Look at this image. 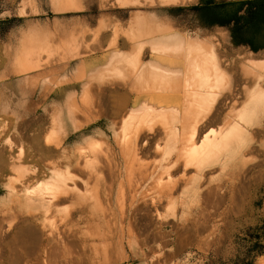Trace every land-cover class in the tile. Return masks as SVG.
<instances>
[{"label":"rangeland","instance_id":"374dc122","mask_svg":"<svg viewBox=\"0 0 264 264\" xmlns=\"http://www.w3.org/2000/svg\"><path fill=\"white\" fill-rule=\"evenodd\" d=\"M64 1L65 0H0V149L4 151L2 158L4 160L6 159L7 163H9L8 166L5 167L0 165V218L2 217V225L0 226L2 227V229L0 228V237L2 241L0 238V244L2 243L5 245L7 249L4 253L2 250L0 251V264H56L55 262L59 264L66 259L67 262L65 261L66 263L64 264H264V178H260L264 173V144L260 145V141H264V134L259 138L254 136L253 143L248 145L247 136L249 133H247L246 129V132L243 131L245 141L242 140L240 143H234L225 148V150H221L222 152L219 151L220 154H217L214 159V164L208 167L202 166L198 168L193 165L195 168L193 166H188L189 168L187 169L186 166L179 163L171 170H168L170 174L171 171L173 172L170 176L168 171L164 169L163 164L150 176V178L139 185L140 189L137 184L143 181V176L145 175L140 173H143L149 168V172L153 169V166L156 164V162H154L155 164L150 163L153 158L154 161L160 159L157 160L159 163L165 157L166 151L164 148L167 145L166 138L163 139L161 137L162 139H157L155 146L149 152H145L146 155L149 154L150 156H146L141 152L138 153L139 155L137 154V161L135 164V168L137 169L133 171V176H131L133 181L127 178L125 160L117 146L119 132L121 131L120 117L125 114L126 111L138 110L145 104L164 105L171 109L173 108L172 110L178 108L179 105L184 108L186 104L184 103L186 100L184 101L181 95H168V97L162 100L151 95L141 96L134 94L130 92L126 86L120 87L125 81L127 86L132 87L131 81L134 79H132V77L130 78V76L134 73V70L133 66L128 65V60L132 59V57H137V59L135 58L137 63L142 64L139 68L140 71L143 65L151 63L155 58L152 42H159L157 39H128V37L133 34L134 27L137 29L140 24L170 27L171 29L173 28L172 31L175 33L171 38L173 39V43H175L176 40L183 39L180 43L182 45L178 44L182 47L184 45L185 48L183 51H185L187 47L186 44L191 42V44H194V47L196 44H199L195 47L196 51L202 50L213 58H217L220 54V64L223 69H225L224 67L226 66L228 67L225 72L228 73L231 81L227 87L223 88L216 105V109L218 111L221 109L222 112L219 122L213 124L206 123V126L203 125V127L206 128L203 133H209V130L211 131L210 128H212V130L214 128L217 132H219L218 130H220V128L225 129L226 127L227 129L229 122H240V118V123L244 127L252 123L248 126L251 131L255 132L260 129L259 119L262 114L261 107L253 106L249 103L250 99H248L249 92L255 88V85H258V81L260 80H254L253 72L245 74L243 66L244 64L246 66L244 60L246 56H253L261 61L264 60V49L255 51L246 45L236 47L229 42L226 28L213 27L211 29H206L199 26V23L201 24L206 20L207 14L204 12L196 14L191 11L190 8L198 5L200 0H183L181 2L175 0L173 2L170 1L171 4H168L170 2L161 4L156 1L154 3L150 0V3L145 2L146 0H141L142 2H139V4L138 1L137 3L132 2L134 5H132L131 2L121 4L117 0H77L79 4L81 3L80 5H82V7L79 8L71 3H69V6L67 5L68 1H65L67 3ZM177 1L179 3L175 4ZM177 8L182 10H177ZM115 31H119V37L117 36L116 39H112ZM128 33H130V35H128ZM113 40H115L116 44H113ZM260 53H263V56H259ZM175 58L179 57L176 56ZM175 58L174 60H176ZM23 59H27V67H29V70L20 72L21 62L24 63ZM123 62L126 63V66H123L125 65ZM176 63L183 67L182 73H179L177 76L175 72L170 73L167 71L148 69L149 72L146 71L148 73V78L146 77V79L143 80L146 83L153 81L152 83L156 85L162 80L172 81L183 79L184 73L186 72L185 61L184 59L182 61L180 58V61L177 59ZM130 69L133 71L131 72ZM118 70L121 72L120 75ZM123 70H126L125 73H123ZM255 71V73H259L258 69H255ZM116 72L118 75H116ZM146 72L145 74H147ZM126 74H129V76ZM112 75L119 77L117 79ZM121 75H123L122 77L128 78H123V80H125L123 81L122 77H120ZM145 76L146 75H144V78ZM102 78L103 80L101 81ZM129 78L130 81H128ZM111 79H113L114 84H110L112 81ZM253 80L255 82L252 85ZM120 81L122 83H120ZM262 82H264V76ZM94 86L100 87V90L103 88L102 92L108 93H102L97 87L95 89ZM89 89L92 90V92ZM114 89H122V91L126 89L125 91H128V100L124 107L125 109H122L119 116L116 117L112 115V104L109 102L110 99H108L111 90ZM86 91H88L89 95L85 101H82L83 94H87ZM93 91H98V93L96 92L95 94ZM92 93L94 96H97L94 97ZM89 97L95 101L93 104H90L92 103L90 100L89 106L93 107L97 105L99 110H97V106H94L97 108V113H94V107L93 111H90L92 109L88 107ZM98 98H100V101H97ZM235 100H237V102ZM82 102L83 104L85 103V105H83ZM96 102L101 105L103 108L102 111H100L101 107L96 104ZM86 105L90 113L93 112L92 114H97L95 115L97 116L96 118H93L94 115L87 111ZM78 108H80L79 110L81 112L78 111ZM249 109L255 111V116L249 117L248 114H245ZM228 110L229 112L231 110L232 115L228 113ZM234 110L235 113L237 112L236 114L233 112ZM82 112L84 116L87 114L91 120H87V116L85 117L86 119L84 116H80L79 114ZM238 112H240L241 115L238 116ZM75 113H78L79 117ZM98 113L102 114H99V116ZM242 114L244 115L242 116ZM128 116L129 114L126 115L124 119L126 120ZM228 116L234 121L232 122L230 120L228 122ZM262 120L264 121V117ZM54 123L57 125L56 131L53 130L51 134H53L54 137L58 135V138H55L50 145H46V137L49 135V131H51L50 128ZM176 123H179L178 115ZM224 124L228 125L225 126ZM213 131L211 132L213 133ZM162 141H164V148H162ZM197 142H199V140ZM94 143H98V147L101 146L99 147L98 154L100 150L102 152L104 150L106 151L107 147V153L105 151L103 152L106 153L107 156L105 154V156L100 154L101 156L99 157L97 152H95L90 155L91 160H93L92 163H96L95 159L97 157L101 159L103 155V157H107L106 159L111 160V162L113 160L116 166L118 165L117 169L122 171L121 176L115 182L113 181L111 183L110 180L112 181L113 179H107L109 176L106 171H104L101 176L102 179H98L101 182L98 181V183L96 180L94 181L98 184L94 181L93 183L89 182L91 186L94 183L100 186L98 187L94 184L97 188L96 190L99 188L98 191H100V196H98L97 199H100L99 202L102 200L101 203L98 204V201L96 202L97 199H95L98 191H96V193L91 192L92 190H89L90 187H87L88 191H90L89 193H93L88 194V191L84 189L85 187L82 189V184L78 183L80 185L77 184L78 188L80 187V189H82V193L86 191V196L89 198L91 197V199H89L84 196L80 202L84 203L82 205L86 206L84 212L71 209V211L69 210L65 215L64 208L68 206L67 202L64 204L60 203L58 206L59 210H53L46 214V212H44L45 204L41 205L40 199L36 198V193L43 187V176H47L46 182L49 184H53L55 181L59 180L57 179L58 172L64 173L66 176L70 173L69 176L71 174V176H73L76 172H74V168L68 167V164L71 163L74 153L81 148L88 150L90 149L89 146ZM158 143L159 146L157 149L156 146ZM58 144L59 146H57ZM176 145L178 146V142H176ZM43 148L48 149L50 152L44 159H42L40 153ZM250 149L256 150L251 151ZM2 151H0L1 154ZM20 151L23 152V154ZM178 151L177 148L173 154L174 156H172L175 157ZM108 152L111 153L109 154ZM159 153L162 154L159 155ZM245 153H247V156ZM108 156H110L111 159ZM137 157L143 160L145 159L144 162L149 161L148 163L152 166H149V168L144 166L143 168L142 165H146L147 163L145 162L146 164H143L144 162H142V165L139 164L142 166V169L141 167H136L139 166L137 164L138 161L140 162V159ZM245 157L248 158L246 159ZM260 157L262 159H260ZM105 158H103V161L100 160L101 164L107 161ZM51 164L53 165L52 167L50 166ZM96 164L99 166L101 165L99 163ZM12 165H19L23 167L25 171H18L15 168L11 169L13 168ZM180 165L182 167H180ZM57 166H59V168ZM65 167H67L69 171ZM41 171L43 175H41ZM162 172H166V178L165 175L162 176L164 174ZM137 173L143 177L141 178L142 180L140 179V182L138 177L139 174ZM182 173L185 179L183 177L180 178ZM167 174L172 178L173 176L176 178H173V180H180L178 181L179 183H176L177 186L179 184L178 187L174 184L177 181L174 180V182L170 177V179H168ZM190 174L192 176L197 175V177L192 181V176ZM160 175L162 182H159V184L157 182L158 180L160 181V179H158ZM104 176L107 177L104 178ZM210 176L215 177V180L210 185L213 188V193H217L216 196H214V193L213 200L207 203L204 196L208 188L207 179ZM256 178H258L259 182L255 181L257 180ZM182 179L184 181H182ZM167 181L169 184L173 181L171 184H174L175 187L171 185L174 188H171L172 192L170 193L169 190L166 196L165 193L168 191L166 188L169 187ZM67 182L70 187L74 185V181L70 182L67 180ZM118 182L123 183V189H119L121 184L119 185ZM130 182H134L132 184H134L135 187L132 188ZM105 183L109 186H106ZM150 183L153 184L152 186L154 187H156L154 183L159 185V188L156 187L158 188L157 192ZM250 183L253 184L251 185ZM241 185L246 187L244 188ZM136 186L139 189L135 201L136 210L134 209L133 213H130L129 211L127 212L126 207H128L131 201L132 192L136 191ZM130 187L135 190L131 191ZM109 188L112 191H110ZM148 188L149 191H147ZM116 189L117 191L119 190L117 193ZM121 190H126L123 191L126 192V194L122 193V195ZM144 191H147V194H144ZM148 192L154 194L152 195L149 193L148 195ZM118 193L121 195L120 197L119 195L117 196ZM162 193L163 196L161 195ZM142 195L148 196H145V198ZM158 195H161L160 197L163 199L160 198V200L164 202L158 201ZM172 195L176 196H173V198L171 197ZM201 196L205 200H203ZM121 197L127 198V200L123 199L126 203L122 202L126 204V206L123 204V208L126 209L125 214H120L122 212H119L122 208H120V204H122V200H120L122 199ZM139 198H141L142 201H144L145 198V201L148 203V205H146L144 201L147 207L144 206V202ZM115 199L119 200L120 203L117 201L115 202ZM80 203L79 206H81ZM115 203L119 205V209L117 208L118 205ZM179 203L182 204V207ZM151 206L154 207L151 208ZM155 207L157 211L154 209ZM205 208L209 212L205 211ZM105 209L106 217L109 219H107L109 222H106V217H103L105 214L102 211ZM158 209L162 212L160 213ZM169 209H171V212ZM215 209H217V211H215ZM198 210L201 211L199 212ZM135 211L143 215L134 217L138 215ZM155 211L157 214H155ZM131 217H134L133 222H131ZM111 218L113 220H111ZM121 219L123 220V224H121ZM104 222L110 225H108L109 229L105 226ZM113 222L116 223L113 224ZM119 223L123 226L122 228L119 226ZM115 225L116 227H114ZM97 227H99V229ZM26 228L27 231L25 230ZM130 228H132L133 234L129 233ZM63 230H65V232ZM98 230H101V233ZM103 232L107 234L104 235ZM16 234L18 235L16 236ZM57 235L63 236L68 246H63L61 243L56 245L54 241ZM25 236L27 237L25 238ZM50 237L55 238L52 239ZM123 239L124 248L120 250L118 249L119 245L117 242L123 241ZM15 240L19 242H15ZM20 240L25 241L26 246L24 248ZM49 241L52 242V244ZM54 246L57 247L53 248ZM53 250L55 255H53ZM9 252L12 259L14 258L16 261L12 262L7 258ZM49 258H52V260L55 259L53 261L50 259L49 262ZM56 259L59 260L57 261ZM60 264H63V262Z\"/></svg>","mask_w":264,"mask_h":264},{"label":"bare ground","instance_id":"6f19581e","mask_svg":"<svg viewBox=\"0 0 264 264\" xmlns=\"http://www.w3.org/2000/svg\"><path fill=\"white\" fill-rule=\"evenodd\" d=\"M66 1V0H65ZM64 1V2H65ZM68 1V4L67 5H69V3H71V4H75L76 5V7L77 8H79V7H82V5H80L79 4V2L77 1V0H67ZM107 1V0H106ZM109 1V0H108ZM119 3H130L131 2V4L132 5H134L132 2H136L137 3V1H138V4H139V2H142L141 0H117ZM155 1L158 3H161V4H166V3H168V2H170V1H175V0H151V2H154L155 3ZM180 2L181 1H183V0H179ZM145 2H150V0L149 1H145ZM150 2V3H151ZM65 3H67V2H65ZM112 3V2H111ZM175 3V2H174ZM173 3V4H174ZM179 2L177 1L175 4H178ZM185 3V2H184ZM141 4V3H140ZM168 4H171V2L170 3H168ZM167 4V5H168ZM70 6V5H69ZM72 6V5H71ZM64 8H66V7H64ZM72 8V7H71ZM73 8H75V7H73ZM135 13V12H134ZM134 16H135V14H134ZM141 17H142V15H141ZM132 20V19H131ZM144 20V19H143ZM145 22V21H144ZM148 22V21H147ZM142 23V22H141ZM151 24V23H150ZM133 25V24H132ZM173 27V26H172ZM136 27H134V32H133V34H131L130 35V33H128V35H130V37H128V39H136V38H143V39H171L174 35H175V33H174V31H172L173 30V28L171 29L170 27H162V26H155V25H149V24H140V26H138L137 27V29H135ZM118 29V28H117ZM131 29V28H130ZM176 30V29H175ZM96 31V30H95ZM132 31V30H131ZM118 33H119V31H115V34H114V37L112 38V39H116L117 38V36H118ZM96 35H97V33H96ZM53 36V35H52ZM98 36V35H97ZM99 37V36H98ZM97 37V38H98ZM108 37V36H107ZM119 37V36H118ZM126 37V38H127ZM96 38V39H97ZM80 39V38H79ZM110 39V38H109ZM176 39H177V37H176ZM194 40V39H193ZM137 41V40H136ZM201 41V40H200ZM32 42V41H31ZM185 42V41H184ZM188 43V42H187ZM196 43V42H195ZM203 43H205V42H203ZM113 44H116V42H115V40H113ZM152 48H153V50H154V53H155V58L153 59V61L151 62V63H149V64H145V65H143V68H141L140 69V71H139V68L142 66V64L141 63H137V61H136V59H137V57H132V59H130V60H128L129 62H128V65L129 66H133V70H134V73L130 76V78L132 77V79H134L133 81H131V84H132V87H129V86H127L126 85V81L125 80H123V78H128V77H122L123 75H125V74H123V75H121L120 77H122V80L123 81H125V82H123V84H121L120 85V87H125L126 86V88H128V90L130 91V92H132V93H134V94H137V95H141V96H143V95H151V96H153V97H157V98H160V99H164L165 97H168V95H171V96H174V95H181L182 96V98H184V101L186 100V102H184V103H186L185 104V106H184V108H182L180 105H179V107L178 108H174V110H172L171 108H169V107H166V106H162V105H143L142 107H140L138 110H136V109H134L133 111H126V113L125 114H123L121 117H120V123H121V127H120V132H119V138H118V140H117V146L119 147V149H120V151H121V155H122V157H123V159L125 160V170H126V172H127V178L129 179V180H131V181H133V179H131V176H133L132 175V173H133V171L135 170V169H137V168H135V164H136V156H137V154L139 153V152H141V153H144L145 154V152H149L154 146H155V143H156V140L157 139H164V138H166V147L164 148L163 146H164V141H162L163 142V144H162V148H164V150L166 151V155H165V157L158 163V161L157 160H160V159H157L156 161H154V158H153V160H152V162H150V163H154V162H156V164H155V166H153V169L149 172V166H150V164L148 163L149 161H145L144 162V160L143 159H140V157H141V155H140V157H137L138 159H140V162L138 161V165L139 164H141L142 162H144L143 164H146V165H142L143 166V168H144V166L145 167H147V168H149L148 170H143L144 172L142 173H140V174H145L143 177H141V175L139 174V173H137V174H139V182H140V179L141 178H143V181H141V183H139V184H137V186H138V188H139V185L140 184H143L148 178H150V176L161 166V165H163L164 164V169H166V171H168V170H171L174 166H177L179 163H182L181 165H184V166H186L187 167V169L189 168L188 166H197L198 168L199 167H202V166H210V165H213L214 164V159L216 158V156H217V154L219 153V151L220 152H222L221 150H225V148H227V147H229V146H231V145H233L234 143L235 144H237L238 142L240 143L242 140L243 141H245V139H244V136H243V131H245L246 129H247V133H249L248 134V136H247V140H248V145H251L252 143H253V141H254V136H256V137H261V136H263V134H264V121L262 120V118L264 117V82H262V78H263V76H264V60H257L256 58H254L253 56L252 57H245V63H246V66H245V64H244V66H243V68L245 69V74H250L251 72H253L254 74H253V76H254V80L256 81V79H259L260 81H258V85H255V88H253L252 90H251V92H249V94H248V99H250L249 100V103H251L253 106H255V107H261V112H262V114H261V117H260V119H259V127H260V129L259 130H256L255 132H253V131H251V129H249L248 128V126H250L251 124L249 123V125L248 126H243L240 122H241V118L239 119L240 120V122L239 121H232L231 119H230V117L228 116V118H229V120H227V119H225V120H227L228 122L231 120L233 123H228L227 121V123L229 124H224L225 126H227V129H226V127H225V129H221L220 128V130H222V131H220V130H218L219 132H217L216 130H214V128H213V130H212V128H210L211 129V131H213V133L209 130V133L207 132V133H203L204 132V129L206 130V128L205 127H203V125H205L206 126V123H208V124H213V123H215V122H219V118H221V109H220V111H218L217 109H216V105H217V102H218V100H219V98H220V95H221V93H222V90H223V88H225V87H227L228 86V84H230V78H229V75H228V73H226L225 72V70L228 68L227 66L226 67H224L225 69H223L222 68V66H221V64H220V61H219V56H220V54L217 56V58H213V57H211V56H209L206 52H203L202 50L201 51H196V49H195V47H197V45H199V44H196V46L194 47V44L192 43L191 44V42H189L188 44H186L187 45V47H186V49H185V51H183L184 50V45H183V47L182 46H180V45H182V44H180V45H174V47H172L170 44H156V43H154V42H152ZM185 44V43H184ZM30 45V44H29ZM44 46V45H43ZM114 46V45H113ZM112 46V47H113ZM110 48V47H109ZM199 48V47H198ZM199 49H201V48H199ZM210 49V48H209ZM138 50V49H137ZM213 50H214V48H213ZM27 51V50H26ZM179 52H183V57L182 56H179ZM208 52H210V51H208ZM216 53V52H215ZM50 54V53H49ZM217 54V53H216ZM216 54H215V56H216ZM136 55V54H135ZM253 55H255V54H253ZM179 57V58H175V57ZM224 56V55H223ZM248 56H251V55H248ZM259 56H263V53H260L259 54ZM125 57V56H124ZM131 57V56H130ZM123 58V57H122ZM136 58V59H135ZM142 58V57H141ZM140 58V59H141ZM174 58L177 60V59H179V61H180V58L182 59V61H183V59H184V61H185V67H186V72L184 73V77H183V79H177V80H172V81H167V80H162V81H160L158 84H156L155 85V83H152L153 81H151V82H145L143 79H146V77H147V75H148V73L146 72V71H148V69L149 70H160V71H167V72H170V73H173V72H175V75L177 76L180 72V70L183 68L180 64H177L176 63V60H174ZM220 58H221V56H220ZM230 59V58H229ZM242 59V58H241ZM21 60V59H20ZM142 60V59H141ZM243 60V59H242ZM122 61H123V59H122ZM231 61V60H230ZM23 62L24 63H22L21 62V68H20V72H25V71H27V70H29L28 68L29 67H27L28 66V64H27V59H23ZM44 62H46V61H44ZM48 62V61H47ZM126 62H127V59H126ZM239 62H241V61H239ZM239 62H237V63H239ZM34 63V62H33ZM123 63H125V62H123ZM234 63H236V62H234ZM32 64V63H31ZM44 65V64H43ZM184 65V64H183ZM235 65V64H234ZM35 66V65H34ZM119 66V65H118ZM123 66H126V63H125V65H123ZM33 67V66H32ZM120 67H122V66H120ZM119 67V68H120ZM230 67V66H229ZM30 68H31V66H30ZM33 68H35V67H33ZM115 68H117V67H115ZM123 68H126V67H123ZM132 68V67H131ZM181 68V69H180ZM236 68V67H235ZM36 69V68H35ZM121 69V68H120ZM147 69V70H146ZM255 69H258V72L259 73H255L256 71H255ZM113 70V69H112ZM132 69H130V71L132 72L133 71ZM260 70V71H259ZM114 71V70H113ZM116 71V70H115ZM119 71V75L121 74V72H120V70H118ZM122 71V70H121ZM125 71L126 70H123V73H125ZM19 72V71H18ZM128 72V71H127ZM126 72V73H127ZM139 72H140V75H139ZM145 72L147 73V74H145ZM149 72V71H148ZM114 73V72H113ZM112 73V74H113ZM152 73V72H151ZM182 73V72H181ZM105 74V73H104ZM115 74V73H114ZM129 74H130V72H129ZM129 74L127 75V76H129ZM150 74V73H149ZM153 74V73H152ZM106 75V74H105ZM110 75H111V73H110ZM109 75V76H110ZM116 75H118V73L116 72ZM144 75H146L145 76V78H144ZM155 75V74H154ZM157 75V74H156ZM170 75V74H169ZM107 76V75H106ZM113 77H115V78H117L118 79V77H116L115 75H112ZM152 77H153V75H152ZM82 78V77H81ZM100 78V77H99ZM108 78V77H107ZM106 78V79H107ZM130 78H129V80L128 81H130ZM148 78V77H147ZM156 79V78H155ZM154 79V80H155ZM48 80H50V79H48ZM103 80V78L101 79V81ZM108 80H110V79H108ZM112 81H113V79H111ZM127 80V79H126ZM253 80V82H252V85L254 84V81ZM51 81V80H50ZM49 81V82H50ZM111 81V83L110 84H114V81L112 82ZM116 81V80H115ZM127 81V82H128ZM99 83H100V81H99ZM120 83H122L121 81H120ZM107 85V84H106ZM158 85V86H157ZM99 86H101V85H99ZM108 86V85H107ZM232 86V85H231ZM47 87V86H46ZM58 87V86H57ZM92 87V86H91ZM90 87V88H91ZM97 87V86H96ZM96 87L94 86V88L96 89ZM119 87V86H118ZM239 87V86H238ZM94 88H93V90H94ZM99 90L101 89L100 87H97ZM236 88H237V86H236ZM55 89V88H54ZM92 89V88H91ZM124 89V88H123ZM238 89V88H237ZM90 90V89H89ZM98 90V91H99ZM105 90V89H104ZM109 90V89H108ZM126 90V89H125ZM125 90H123L122 91V89L120 90V89H114V90H111V92H110V97H108V99H110V101L109 102H111V104H112V115H113V117H116V116H119V113L122 111V109H125L124 107H125V105H126V102H127V100H128V98H127V93H128V91H125ZM235 90V89H234ZM57 91V90H56ZM91 92H92V90H90ZM98 91H93V93H95L96 94V92L98 93ZM101 92L103 91V88H102V90H100ZM87 92V94L86 93H84L83 94V98L81 99L82 101H85L86 100V98L88 97V91H86ZM101 92H100V94H101ZM92 93V94H93ZM102 93H108V92H102ZM236 93V92H235ZM91 95V94H90ZM226 95V94H225ZM236 95V94H235ZM93 96H94V94H93ZM92 96V98L94 99V97H96L97 95H95L94 97ZM130 96V95H129ZM128 96V97H129ZM176 96V97H177ZM46 97V96H45ZM100 97V96H99ZM91 97H89L88 99V107H89V109H92V110H90V111H93V107L94 106H97V105H94L93 107H90L89 105L90 104H93V102H95L96 101V99H94V100H92V99H90ZM136 98V97H135ZM181 98V97H180ZM230 98V97H229ZM84 99V100H83ZM140 99V98H139ZM173 99V98H172ZM227 99V98H226ZM247 99V100H248ZM90 100L92 101V103H90L89 104V102H90ZM106 100V99H105ZM132 100V99H131ZM97 101H100V98H98V100ZM236 102H237V100H235ZM71 102V101H70ZM81 102V101H80ZM102 102V101H101ZM108 102V103H109ZM226 102V101H225ZM232 102H234V101H232ZM231 102V103H232ZM153 103V102H152ZM82 104H83V102H82ZM86 104H87V102H86ZM96 104H98L99 105V103H97L96 102ZM128 104V103H127ZM70 105V104H69ZM83 105H85V103L83 104ZM222 105V104H221ZM224 105V104H223ZM100 107H101V105H99ZM109 106V105H108ZM86 107V109H87V105L85 106ZM227 107V106H226ZM76 108V107H75ZM97 108H98V106H97ZM96 107H94V109H95V112L94 113H97V111H96V109H97ZM219 108V107H218ZM223 108V107H222ZM73 109V108H72ZM80 108H78V111H80L79 110ZM102 107H101V110L100 111H102ZM81 110H82V108H81ZM97 110H99V108L97 109ZM109 110V109H108ZM179 110H180V113H179ZM76 111V110H75ZM78 111H76V112H78ZM87 111H88V109H87ZM90 111H88L89 113H90ZM240 111V110H239ZM81 112V111H80ZM84 112V111H83ZM83 112L81 113V114H79L80 116H84V114H83ZM234 113H235V110L233 111ZM93 112H91L90 114H92ZM228 113H231V110H230V112H229V110H228ZM237 113V112H236ZM235 113V114H236ZM239 114H237L238 116L239 115H241L240 114V112H238ZM254 113H255V111L253 110V109H249L245 114H248L249 115V117H253V116H255L254 115ZM76 114V113H75ZM83 114V115H82ZM99 114H102V113H98V115ZM129 114V116L127 117V119L125 120L124 118H125V116L126 115H128ZM76 115H78V113L76 114ZM79 115H78V117H79ZM86 116H87V114H85ZM92 115H94V114H92ZM95 115H97V114H95ZM94 115V116H95ZM177 115L179 116V123L177 124L176 123V118H177ZM231 115H232V113H231ZM234 115V114H233ZM244 114H242V116H243ZM86 116H84V118L86 117ZM93 116V118H96L97 116H95L94 117ZM100 116V115H99ZM260 116V115H259ZM88 118H87V120L88 119H90L89 118V116H87ZM101 117H102V115H101ZM235 117H237V116H235ZM100 118V117H99ZM174 118H175V120H174ZM86 119V118H85ZM233 119V118H232ZM236 119H238V118H236ZM87 120H86V122H87ZM91 120V119H90ZM89 120V121H90ZM125 120V121H124ZM100 121V120H99ZM242 121H243V118H242ZM83 122V121H82ZM84 122H85V120H84ZM125 122V123H124ZM94 123V122H93ZM205 123V124H204ZM244 123V122H243ZM82 124V123H81ZM215 125V124H214ZM82 126V125H81ZM208 126H210V125H208ZM258 126V125H257ZM56 127H57V125H56V123H54V125H52V127L50 128L51 129V131H49V135L46 137V145H50V143L53 141V140H55V138H58V135L56 136V137H54L53 136V134H51V132L53 131V130H55L56 129ZM103 128V127H102ZM215 128H219V127H215ZM223 128V127H222ZM257 128V127H256ZM49 129V130H50ZM105 129V128H104ZM250 130V131H249ZM56 131V130H55ZM104 131V130H103ZM58 132V131H57ZM214 132H217V133H214ZM246 132V131H245ZM244 132V133H245ZM253 132V133H252ZM246 134V133H245ZM243 136V137H242ZM162 137V138H161ZM60 138V137H59ZM9 139V138H8ZM199 140V142H197ZM99 141V140H98ZM32 142V141H31ZM57 142V141H56ZM62 142V141H61ZM100 142V141H99ZM170 142H172V143H170ZM176 142H178V146L176 145ZM45 143V142H44ZM58 143V142H57ZM56 143V144H57ZM96 143V142H95ZM91 144L90 146H89V148L90 149H88V150H86V149H84V148H81V149H79V150H77V152L76 153H74V155H73V158H72V161H71V163H69L68 164V167H71L73 170H74V172H76V173H74L73 174V176H69V174L70 173H68L67 175L68 176H66V174H64V173H59L58 172V174H57V179H59V180H57V181H55V183H53V184H49L48 182H46V177L47 176H43L44 177V183H43V187L41 188V190L40 191H38L36 194H37V197L36 198H39L40 199V202H41V205H43V204H45V210H44V212H46V214H48V213H50L51 211H53V210H59V208H58V206L60 205V203H62V204H64V203H67L68 202V206H66V208H64V214L66 215L67 213H68V211L70 210L71 211V209H77V211L78 212H84V210H85V205H82V204H84V203H80L81 202V200H82V198L85 196V197H88V196H86V194H85V192L86 191H88V189H87V187H90V191L91 192H94V193H96V191H98L99 190V188H98V190H96L97 188L95 187L99 182H101V181H99L100 180V178H101V176L103 175V173H104V171H106V173H107V175L110 177H108L107 179H113L112 181L110 180V182L112 183L113 181L115 182L120 176H121V173H122V171L119 169H117V167H118V165L116 166V164H114V162H113V160H112V162H111V160H109V159H106L105 157H103V155L105 154L106 156H107V147H106V153H103L101 150H100V152H102V153H100L99 152V154H98V151H99V147H101V146H99L98 147V143L97 144ZM159 143H160V140H159ZM159 143L157 144V149H158V146H159ZM34 144V143H33ZM62 144V143H61ZM102 144V143H101ZM169 144V145H168ZM264 144V141L263 140H261L260 141V145H263ZM36 145H38V144H36ZM42 145V144H41ZM100 145V144H99ZM104 145V144H103ZM57 146H59V144L57 145ZM238 146V145H237ZM11 148V147H10ZM160 148V147H159ZM177 148H178V153H176L175 154V157H173L174 155V152L177 150ZM56 149V148H55ZM54 149V150H55ZM3 150H5V149H3ZM11 150V149H10ZM108 150H109V147H108ZM251 150V149H250ZM249 150V151H250ZM256 149H252L251 151H255ZM259 150V149H258ZM262 150V149H261ZM0 151H2L1 149H0ZM22 151V150H21ZM20 151V152H21ZM162 151V150H161ZM161 151H159V152H161ZM246 151V150H245ZM250 151V152H251ZM95 152H97V154H98V156L100 157L101 155L100 154H103L102 155V158L100 159V158H96V159H98V160H96L95 159V161H96V163H99V164H101L100 162V160H102L103 161V158H105L107 161H105V163L104 164H101L100 166L98 165V164H96V163H92L93 162V160H91V157H90V155L91 154H93V153H95ZM156 152V151H155ZM163 152V151H162ZM263 152V151H262ZM3 153H4V151H2V154L0 153V165L1 166H3V167H5V166H8V164L9 163H7V161H6V159L4 160L3 158H2V155H3ZM22 154H23V152H21ZM41 156H42V159H44L47 155H48V153H50L49 152V150L48 149H46V148H43V149H41ZM53 153V152H52ZM109 153V152H108ZM111 153V152H110ZM109 153V154H110ZM140 153V154H141ZM231 153V152H230ZM244 153V152H243ZM150 154H152V153H150ZM158 154V153H157ZM162 153H159V155H161ZM220 154V153H219ZM229 154V153H228ZM246 154V156H247V153H245ZM244 154V155H245ZM258 154V153H257ZM256 154V155H257ZM11 155V154H10ZM20 155V154H19ZM104 155V156H105ZM139 155V154H138ZM143 155V154H142ZM146 155V154H145ZM147 155H149V154H147ZM146 155V156H147ZM173 155V156H172ZM251 155H253V154H251ZM12 156V155H11ZM21 156H23V155H21ZM52 156V155H51ZM150 156V155H149ZM223 156H225V155H223ZM260 156V155H259ZM53 157V156H52ZM109 158H110V156H108ZM153 157V156H152ZM251 157V156H250ZM264 157V156H263ZM10 158V157H9ZM16 158V157H15ZM20 158V157H19ZM50 158V157H49ZM142 158V157H141ZM156 158V157H155ZM157 158H158V156H157ZM225 158V157H224ZM223 158V159H224ZM246 159L248 158V157H245ZM111 159V158H110ZM245 159V160H246ZM250 159V158H249ZM255 159V158H254ZM260 159H262L261 157H260ZM11 160V159H10ZM15 160H17V159H15ZM141 160H143V161H141ZM19 161H20V159H19ZM47 161H48V159H47ZM94 161V162H95ZM247 161V160H246ZM245 161V162H246ZM51 162V161H50ZM162 162H164V163H162ZM221 162H222V160H221ZM248 162V161H247ZM258 162V161H257ZM15 163H16V161H15ZM250 163V162H249ZM256 163V162H255ZM14 164V163H13ZM42 164V163H41ZM56 164V163H55ZM61 164V163H60ZM93 164V165H92ZM180 165V167H182ZM216 165V164H215ZM252 165V164H251ZM254 165V164H253ZM264 165V164H263ZM13 166V165H12ZM16 166V167H15ZM15 166H13V168H11V169H17L18 171H25L24 169H23V167H21V166H19V165H15ZM51 167L53 166L52 164L50 165ZM142 166H136V167H141V169H142ZM152 166V165H151ZM150 166V167H151ZM193 166V167H194ZM246 166V165H245ZM58 168H59V166H57ZM194 167V168H195ZM249 167V166H248ZM66 169H68L67 167H65ZM146 168V169H147ZM197 168V169H198ZM224 168V167H223ZM227 168V167H226ZM250 168V167H249ZM264 168V167H263ZM52 169V168H51ZM56 169V168H55ZM178 169H179V166H178ZM177 169V170H178ZM186 169V170H187ZM197 169H196V171H197ZM245 169V168H244ZM251 169V168H250ZM258 169V168H257ZM37 170V169H36ZM44 170V169H43ZM181 170V169H180ZM225 170V169H224ZM246 170V169H245ZM244 170V171H245ZM252 170V169H251ZM259 170V169H258ZM27 171V170H26ZM56 171H59V170H56ZM68 171H69V169H68ZM136 171H139V170H136ZM135 171V172H136ZM148 171V172H147ZM190 171H191V169H190ZM36 172V171H35ZM42 172V171H41ZM66 172V171H65ZM134 172V173H135ZM178 172H179V170H178ZM189 172V171H188ZM25 173V172H24ZM67 173V172H66ZM162 173H164V172H162ZM166 173V172H165ZM165 173L162 175V176H164L165 175ZM168 173H169V175L171 176V174L173 173L172 171H171V174H170V172L168 171ZM184 173H186V172H184ZM249 173H251V172H249ZM263 173V172H262ZM41 174V173H40ZM136 174V175H137ZM160 174V173H159ZM193 174H195V173H193ZM245 174V173H244ZM41 175H43V172H42V174ZM135 175V174H134ZM168 175V174H167ZM168 175V179H170V178H172V177H170ZM179 175V174H178ZM186 175V174H185ZM191 175V174H190ZM207 175V174H206ZM230 175V174H229ZM240 175V174H239ZM242 175V174H241ZM192 176V175H191ZM236 176H237V173H236ZM235 176V177H236ZM258 176V175H257ZM260 176V175H259ZM263 176H264V173H263ZM261 177L260 176V178H264V177ZM105 177H107V176H104V178ZM135 177V176H134ZM170 177V178H169ZM178 177V176H177ZM183 177V173L181 174V177L180 178H182ZM185 177V176H184ZM183 177V178H184ZM187 177V176H186ZM197 177V175H195V176H192L191 177V180L193 181V179L194 178H196ZM240 177V176H239ZM242 177V176H241ZM254 177V176H253ZM104 178H103V181H104ZM133 178V177H132ZM165 178H166V175H165ZM173 178H175L174 176H173ZM173 178L171 179V180H173ZM206 178V177H205ZM232 178V177H231ZM244 178V177H243ZM255 178V177H254ZM259 178V179H260ZM99 179V180H98ZM102 179V178H101ZM135 179V178H134ZM137 179V178H136ZM156 179V178H155ZM154 179V180H155ZM158 179H160V181L158 180V182L157 183H161L162 181H161V175H160V177H158ZM167 179V180H168ZM176 179V178H175ZM174 179V180H175ZM178 179V178H177ZM185 179V178H184ZM217 179V178H216ZM257 180H255L256 182H259V180H258V178H256ZM67 180H69L70 182H72V181H74V185H72V187H70L67 183ZM94 180H96V181H94ZM109 180H107V181H109ZM142 180V179H141ZM163 180L166 182V180L163 178ZM173 180V181H174ZM215 180V177L214 176H210V177H208V179H207V183H208V188H207V192H206V195L204 196L205 198H206V202L207 203H210V201L211 200H213V194L215 193H213V188H212V186L210 185L213 181ZM93 181L95 182V183H97V184H95V186H94V184L92 185V186H94V187H92L90 184H89V182H92L93 183ZM105 181H106V179H105ZM168 181H170V180H168ZM167 181V183L169 184V182ZM173 181H171L170 182V184L168 185L169 187L168 188H170V189H168V188H166L168 191L165 193L166 194V196H167V193L169 192V190H170V193L172 192L171 190V188H174L175 187V185L174 184H176V183H179L178 181H180V180H175V181H177V182H175L173 185H174V187H172L173 185L171 184V183H173ZM182 181H184L183 179H182ZM202 181H204V180H202ZM219 181V180H218ZM235 181V180H234ZM248 181V180H247ZM136 182V181H135ZM155 182V181H154ZM250 182H251V180H250ZM255 182V183H256ZM78 183H81L82 184V189L84 188L86 191L84 192V193H82V189H80V187L78 188ZM131 183V187L133 188V187H135L134 186V184H132V183H134V182H130ZM136 183H138V182H136ZM159 183V184H160ZM201 183H203V182H201ZM240 183V182H239ZM246 183V182H245ZM248 183V182H247ZM69 184H73V183H69ZM78 184V185H77ZM101 184V183H100ZM107 183H105V185H106ZM118 184L120 185V188L119 189H123V183L122 182H118ZM151 184V183H150ZM182 184V183H181ZM221 184V183H220ZM251 184V183H250ZM253 184V183H252ZM251 184V185H252ZM12 185V184H11ZM15 185V184H14ZM13 185V186H14ZM130 185V184H129ZM153 184H151V186H152ZM154 185L156 186V187H158L159 185L158 184H155L154 183ZM167 185V184H166ZM172 185V186H171ZM200 185H202V184H200ZM207 185V184H206ZM245 185V184H244ZM80 186V185H79ZM98 186V185H97ZM106 186H109V185H106ZM137 186H136V191L135 192H132L133 194H132V198H131V201H130V203H129V205H128V207H126L127 208V212L129 211L130 213H133V211H134V209L136 208V203H135V201H136V198H137V195H138V190L140 189H138L137 188ZM150 186V187H151ZM176 186H177V184H176ZM178 186H179V184H178ZM177 186V187H178ZM241 186H243V185H241ZM247 186H248V184H247ZM255 186V185H254ZM98 187H100V186H98ZM130 187V189H131V191H134L135 189H132ZM152 187H154V186H152ZM156 187H154L155 189H156V192L158 191L157 189L159 188H156ZM218 187V186H217ZM223 187V186H222ZM244 187V186H243ZM246 187V186H245ZM244 187V188H245ZM249 187V186H248ZM93 188V189H92ZM202 188V187H201ZM216 188V187H215ZM219 188V187H218ZM250 188V187H249ZM14 189V188H13ZM94 189H95V191H94ZM110 189V188H109ZM126 189V188H125ZM153 189V188H152ZM165 189V190H166ZM177 189V188H176ZM15 190V189H14ZM39 190V189H38ZM147 190V189H146ZM150 190H151V188H150ZM175 190V189H174ZM244 190V189H243ZM84 191V190H83ZM90 191H88L87 193L88 194H93V193H89ZM110 191H112L111 189H110ZM119 191V190H118ZM117 191V189H116V193L118 192ZM123 191H126V190H121V194L123 193V194H126V192H123ZM147 191H149V188H148V190ZM147 191L145 192H143L144 194H147ZM155 191V190H154ZM215 191V190H214ZM100 191H98L97 193H96V198L95 199H97V197L98 196H100L99 193ZM155 192V193H156ZM160 192V191H159ZM174 192V191H173ZM185 192V191H184ZM111 193V192H110ZM149 193L150 192H148V195H149ZM164 193V192H163ZM163 193L161 194L162 196H163ZM203 193V192H202ZM217 193V192H216ZM216 193L214 194V196H216ZM107 194V193H106ZM122 194V195H123ZM150 194H152V193H150ZM154 194V193H153ZM152 194V195H153ZM159 194V193H158ZM164 194V195H165ZM173 194V193H172ZM179 194V193H178ZM185 194V193H184ZM188 194V193H187ZM199 194V193H198ZM95 195V194H94ZM119 195V197L121 196L119 193L117 194V196ZM148 195H145L146 197L148 196ZM160 195V196H161ZM171 195V194H170ZM204 195V194H203ZM202 195V196H203ZM91 196V195H90ZM110 196H111V194H110ZM127 196V195H126ZM125 196V197H126ZM143 197H145L144 195H142ZM159 196V195H158ZM157 196V197H158ZM158 197V201H163V200H160V198H162V197ZM165 196V197H166ZM173 196H176V195H172L171 197H173ZM201 196V197H202ZM30 197V196H29ZM116 197V196H115ZM119 197H118V199H119ZM143 197H142V199H143ZM145 197V198H146ZM170 197V196H169ZM32 198V197H31ZM31 198H30V200H31ZM67 198V199H66ZM89 198V197H88ZM87 198V199H88ZM100 198V197H99ZM108 198V197H107ZM111 198V197H110ZM109 198V199H110ZM122 198V197H121ZM145 198H144V201H145ZM149 198H151V197H149ZM174 198V197H173ZM172 198V199H173ZM89 199H91V197L89 198ZM95 199H93V200H95ZM117 199V198H116ZM115 199V202L117 201V202H119L120 203V201L119 200H116ZM123 199H126L127 200V198H122V199H120V200H122L121 201V203L122 202H125V201H123ZM139 199H141V198H139ZM142 199H141V201H142ZM148 199V198H147ZM146 199V200H147ZM163 199V198H162ZM171 199V200H172ZM178 199V198H177ZM181 199H183V198H181ZM198 199V198H197ZM202 199H203V197H202ZM100 200V199H99ZM99 200L97 199L96 200V202H97V204L98 203H101V201L99 202ZM151 200V199H150ZM169 200V199H168ZM173 200H175V199H173ZM184 200V199H183ZM203 200H205V199H203ZM203 200H200V201H203ZM87 201V200H86ZM90 201V200H89ZM111 201V200H110ZM144 201H142V202H144ZM156 201H157V199H156ZM155 201V202H156ZM179 201H181V200H179ZM196 201V200H195ZM95 202V201H94ZM93 202V203H94ZM111 202H114V201H111ZM146 202V205H148V203H147V201H145ZM145 202H144V206H146L145 205ZM148 202H150V201H148ZM164 202V201H163ZM162 202V203H163ZM169 202H171V201H169ZM168 202V203H169ZM178 202V201H177ZM205 202V201H204ZM213 202V201H212ZM211 202V203H212ZM214 202H215V199H214ZM79 203L81 204V206H79ZM126 203V202H125ZM125 203H122V204H120V211L119 212H122V213H120V214H125V212H126V209L125 208H123V204H125ZM141 203V202H140ZM151 203H153V202H151ZM172 203H174V202H172ZM180 203H182V202H180ZM179 203V204H180ZM203 203V202H202ZM96 204V203H95ZM116 205H118L117 203H115ZM183 204V203H182ZM182 204H180V206L182 205ZM201 204V203H200ZM108 205H110V204H108ZM152 205H154V204H152ZM157 205H159V204H157ZM168 205V204H167ZM172 205V204H171ZM171 205H170V207H171ZM184 205V204H183ZM101 206V205H100ZM125 206H126V204H125ZM165 206V205H164ZM192 206V205H191ZM212 206H214V205H212ZM102 207V206H101ZM143 207V206H142ZM147 207V206H146ZM154 206H151V208H153ZM177 207V206H176ZM182 207V206H181ZM195 207V206H194ZM201 207V206H200ZM118 209H119V205H118V207H117ZM159 208V207H158ZM172 208V207H171ZM178 208V207H177ZM176 208V209H177ZM180 208V207H179ZM208 208V207H207ZM103 209V208H102ZM143 209V208H142ZM154 209H156V211H157V208L155 207ZM164 209V208H163ZM174 209V208H173ZM183 209V208H182ZM187 209V208H186ZM122 210V211H121ZM136 210V209H135ZM138 210H140V209H138ZM137 210V211H138ZM145 210H146V208H145ZM170 210V212H171V209H169ZM168 210V211H169ZM244 210V209H243ZM242 210V211H243ZM246 210V209H245ZM137 211H135V212H137ZM140 211H142V210H140ZM139 211V212H140ZM150 211H151V209H150ZM156 211H155V214H157L156 213ZM158 211L161 213L162 211H160V209H158ZM172 211H174V210H172ZM177 211H178V209H177ZM177 211H176V213H177ZM195 211H196V209H195ZM199 212L201 211V210H198ZM205 211H207L206 210V208H205ZM215 211H217V209H215ZM214 211V212H215ZM105 215L103 216V217H106V209L105 210H103L102 211ZM118 212V211H117ZM134 212V213H135ZM143 212H144V210H143ZM158 212V213H159ZM165 212V211H164ZM179 212V211H178ZM207 212H209V211H207ZM211 212H213V211H211ZM240 212H241V210H240ZM244 212V211H243ZM17 213V212H16ZM32 213V212H31ZM97 213H98V211H97ZM109 213V212H108ZM108 213H107V215H108ZM140 213H142V212H140ZM151 215H153L151 212H149ZM169 213V212H168ZM175 213V214H176ZM180 213V212H179ZM196 213H197V211H196ZM204 213V212H203ZM5 214V213H4ZM14 214V213H13ZM18 214V213H17ZM52 214V213H51ZM119 214V213H118ZM119 214V215H120ZM137 214H138V212H137ZM154 214V215H155ZM164 214V213H163ZM165 214H166V212H165ZM2 215V214H1ZM11 215V214H10ZM135 215V214H134ZM134 215H132V216H134ZM139 215H143V214H138L137 216H134V217H139ZM177 215H178V213H177ZM186 215V214H185ZM188 215V214H187ZM122 216H126V215H122ZM122 216H120V217H122ZM10 217V216H9ZM74 217V216H73ZM100 217V216H99ZM118 217V216H117ZM134 217L132 218V220H131V222H133L134 221ZM146 217V216H145ZM151 217V216H150ZM163 217V216H162ZM2 218V217H1ZM0 218V226L2 225L1 224V222H2V219ZM14 218V217H13ZM97 218V217H96ZM123 218V217H122ZM149 218V217H148ZM164 218H165V216H164ZM168 218V217H167ZM4 219V218H3ZM6 219V218H5ZM98 219V218H97ZM105 219V218H104ZM108 218L106 217V222L109 220H107ZM117 219V218H116ZM123 219H125V218H123ZM159 219V218H158ZM162 219V218H161ZM111 220H113L112 218H111ZM137 220V219H136ZM138 220H139V218H138ZM5 221V220H4ZM99 221V220H98ZM121 221H122V223L121 224H123V220L121 219ZM109 222V221H108ZM3 223H5V222H3ZM116 223V222H115ZM114 222H113V224H115ZM55 224V223H54ZM97 224V223H96ZM104 224H105V222H104ZM120 223H119V226L122 228L123 226L121 225ZM109 225V224H108ZM108 225L107 224H105V226H107L108 227ZM146 225V224H145ZM110 226V225H109ZM113 226V225H112ZM147 226V225H146ZM4 227V226H3ZM53 227V226H52ZM114 227H116V225L114 226ZM135 227V226H134ZM136 227H137V225H136ZM135 227V228H136ZM1 229H2V227H0ZM98 229H99V227H97ZM120 228V229H121ZM108 229H109V227H108ZM114 229V228H113ZM19 230V229H18ZM26 231H27V228L25 229ZM1 231V230H0ZM3 231V230H2ZM64 232H65V230H63ZM99 232L101 231V230H98ZM121 231H122V229H121ZM4 232V231H3ZM23 232H24V230H23ZM133 231H132V228H130V230H129V233L131 234ZM17 233V232H16ZM101 233V232H100ZM104 233V232H103ZM107 233H108V231H107ZM107 233H104V235L105 234H107ZM115 233V232H114ZM113 233V234H114ZM26 234H27V232H26ZM26 234H24V235H26ZM112 234V235H113ZM133 234V233H132ZM2 235V234H1ZM18 234H16V236H17ZM22 235V234H21ZM62 235V234H61ZM118 235H119V232H118ZM117 235V236H118ZM28 236V235H27ZM27 236H25V238L27 237ZM54 236V235H53ZM122 236V235H121ZM19 237V236H18ZM1 238V237H0ZM50 238H52V237H50ZM53 238H55V237H53ZM52 238V239H53ZM23 239V238H22ZM56 240L54 241V243L56 244V245H58V243H61L63 246H68V245H66L67 244V242L64 240V237L63 236H60V235H57L56 236V238H55ZM119 239V238H118ZM9 240V239H8ZM68 240V239H67ZM120 240V239H119ZM1 241H2V238H1ZM17 240H15V242H16ZM166 241V240H165ZM11 242H12V240H11ZM14 242V241H13ZM17 242H19V241H17ZM50 242V241H49ZM20 243H22L21 245H23V248L26 246L25 245V241L24 240H20ZM51 244H52V242H50ZM118 243V245H119V248L118 249H120V250H122L124 247H123V245H124V239H123V241L121 240V241H118L117 242ZM6 244H7V241H6ZM15 244V243H14ZM27 244V243H26ZM47 244H48V241H47ZM48 246V245H47ZM50 246H52V245H50ZM6 246L5 245H3L2 243L0 244V251L2 250V252L4 253V252H6V248H5ZM12 247V246H11ZM57 246H54L53 248H56ZM9 248H10V246H9ZM11 249V248H10ZM47 249H49V248H47ZM20 250V249H19ZM27 250V249H26ZM56 250V249H55ZM24 252H25V250H24ZM48 252V251H47ZM53 255H55V252H54V250H53ZM69 253H71L70 251H69ZM0 254H1V252H0ZM5 255V254H4ZM51 255V254H50ZM71 255H72V253H71ZM69 256H70V254H69ZM50 257H55V256H50ZM68 257V256H67ZM71 257V256H70ZM7 258L8 259H10L12 262H14V261H16V259H12V257H11V255H10V252H9V255H7ZM58 258V257H57ZM46 259V258H45ZM50 259H51V261H53L52 260V258H49V262H50ZM69 259H71V258H69ZM57 260V259H56ZM59 260V259H58ZM57 260V261H58ZM64 260H65V257H64ZM67 260V259H66ZM65 260V261H66ZM73 260V259H72ZM61 261V260H60ZM65 261H61V262H63V264L64 263H66ZM71 261V260H70ZM74 261H76V260H74ZM22 262V261H21ZM47 262V261H46ZM60 262V263H61ZM52 263V262H51ZM56 264H57V262H55ZM59 263V264H60ZM70 264V263H69Z\"/></svg>","mask_w":264,"mask_h":264},{"label":"trees","instance_id":"16d2710c","mask_svg":"<svg viewBox=\"0 0 264 264\" xmlns=\"http://www.w3.org/2000/svg\"><path fill=\"white\" fill-rule=\"evenodd\" d=\"M190 10L207 14L202 28H226L232 45L264 49V0H200Z\"/></svg>","mask_w":264,"mask_h":264},{"label":"crops","instance_id":"0c3cea01","mask_svg":"<svg viewBox=\"0 0 264 264\" xmlns=\"http://www.w3.org/2000/svg\"><path fill=\"white\" fill-rule=\"evenodd\" d=\"M159 42L158 43H156V44H172L171 46L172 47H174V45H178L179 43H181L182 41H183V39H179V40H176V42L175 43H173V39H157ZM152 56H153V53H152ZM151 56V57H152ZM179 56H182L183 57V52H179ZM181 69V68H180ZM182 72V69H181V71H180V73Z\"/></svg>","mask_w":264,"mask_h":264}]
</instances>
